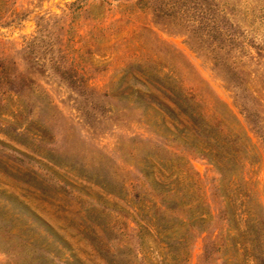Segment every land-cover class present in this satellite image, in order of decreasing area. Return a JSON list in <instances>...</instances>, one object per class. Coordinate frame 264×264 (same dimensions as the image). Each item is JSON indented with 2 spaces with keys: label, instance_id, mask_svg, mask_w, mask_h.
<instances>
[{
  "label": "rangeland",
  "instance_id": "obj_1",
  "mask_svg": "<svg viewBox=\"0 0 264 264\" xmlns=\"http://www.w3.org/2000/svg\"><path fill=\"white\" fill-rule=\"evenodd\" d=\"M182 91L221 101L237 121L227 115L225 124L241 127V151H256L264 255V145L247 143L238 112L257 107L264 125V0H0V211L9 228L0 264H134L135 255L150 264H256L252 221L238 210L232 244H208L204 257L203 243L226 234L219 219L179 251L154 226L141 231V248L127 229L180 215L152 207L159 196L145 170L182 186L188 158L204 188L214 176L200 156L161 147L167 128L190 137L189 123L136 100L151 92L171 105ZM92 237L106 244V263Z\"/></svg>",
  "mask_w": 264,
  "mask_h": 264
},
{
  "label": "trees",
  "instance_id": "obj_2",
  "mask_svg": "<svg viewBox=\"0 0 264 264\" xmlns=\"http://www.w3.org/2000/svg\"><path fill=\"white\" fill-rule=\"evenodd\" d=\"M245 95L250 100L259 102L248 91H246ZM174 96L177 98L171 105L161 102L151 92H137L136 100L143 103L141 106H144V103L147 104L146 100L156 105L169 120L181 126L184 123H189V126L192 127L190 137L172 134L167 128V134L161 137V147H163L164 151H171L173 146L178 145L183 150L185 149L200 156L211 167L214 176L209 178L208 186L204 188L199 174L193 170L189 159H183L181 162L183 169H180V173L183 174L182 179L185 182L182 186L179 184L176 186L177 188L173 187L175 188L173 189L168 186L170 184L163 185L158 180L153 179L149 175V171L145 170L142 173L143 180L149 189L159 196L158 199L151 202L152 207L156 211L164 209L167 212H172L175 207H178L180 215L165 216L160 214L157 218L158 221H155L156 223H147L146 225L132 219L134 226L127 227L130 230L129 233L137 237L138 247L141 248L143 245V239L140 237L141 231L146 229V226H154L155 236L160 238V243L165 244L166 247H175L178 251L183 248L187 250L192 237L195 238L198 233L210 230L212 220L214 218L219 219L222 224L218 229L223 232V235L226 234L224 236L221 235L219 244L214 239H208L206 243H203L202 255L204 257L208 253V244L214 246L215 250L219 247L224 248L227 243L232 244L233 241L231 242L230 238L227 237L228 224L230 218L235 216L234 211L238 210L243 213L238 215H244L249 221H252L249 229L256 239L247 243L253 246L254 254L252 258L256 264H264V255L261 254V250H259L260 243L257 241L259 232L263 228V217L256 192L259 184L256 173L258 161L254 159L253 155L256 151H241V142L239 140V131H241L239 129L241 127L238 125L239 129H233V127L225 124L227 115L232 116L234 120L235 117L221 101L215 98L206 99L202 95L184 91L180 94L175 93ZM238 112L242 114L247 127L243 130V133L241 132L247 143L251 144V139H255L264 145V125L261 121L260 109L241 105ZM252 147L250 146V148ZM10 150L16 154L15 158L20 162L23 160L28 162L30 160L29 156L12 148ZM172 160L169 159L167 161ZM57 182H60V187L68 186L60 179H57ZM136 197H138L137 192L134 194V198ZM234 200L238 202L237 208L233 207ZM103 208L105 209L106 207L103 206ZM119 212L117 210L115 213ZM2 216L0 211V236H3L4 231L6 230L7 232L9 229L7 228V221ZM92 238L93 244H95L96 249L101 253V257L106 263L105 258L109 255L106 244L104 242L101 243L95 237ZM19 240L21 242L22 240L27 241L22 236H19ZM233 244L235 245V243ZM241 244L242 246L244 245V243ZM115 250L112 255L117 257L116 255L120 252H118V248ZM48 253L52 255V251H48ZM134 259V264H150L144 255L139 257L135 255ZM118 262L120 261H115V264H120ZM61 263L68 264L63 261Z\"/></svg>",
  "mask_w": 264,
  "mask_h": 264
}]
</instances>
